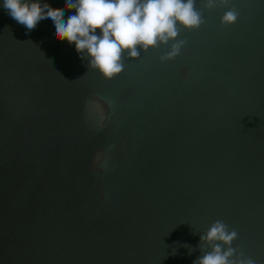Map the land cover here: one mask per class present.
Returning <instances> with one entry per match:
<instances>
[{
    "label": "water",
    "instance_id": "95a60500",
    "mask_svg": "<svg viewBox=\"0 0 264 264\" xmlns=\"http://www.w3.org/2000/svg\"><path fill=\"white\" fill-rule=\"evenodd\" d=\"M196 8L105 80L0 7V264H192L217 220L264 264V0Z\"/></svg>",
    "mask_w": 264,
    "mask_h": 264
},
{
    "label": "clouds",
    "instance_id": "9594fccd",
    "mask_svg": "<svg viewBox=\"0 0 264 264\" xmlns=\"http://www.w3.org/2000/svg\"><path fill=\"white\" fill-rule=\"evenodd\" d=\"M229 0H204V7L228 5ZM0 7L27 32L42 20H49L53 38L75 46L88 68L96 70L105 80H111L124 69V60L135 59L140 51L172 43L161 61L174 59L184 41L177 40L181 28L198 29L203 24L196 0H65L62 9L41 0H2ZM75 14L65 19V12ZM238 12L228 8L221 24L236 22ZM139 49V51H138ZM51 64V61H48ZM237 238L222 221L213 222L200 235L201 255L192 264H255L251 258L231 247ZM207 246V250L203 246ZM189 248V254L193 249Z\"/></svg>",
    "mask_w": 264,
    "mask_h": 264
}]
</instances>
